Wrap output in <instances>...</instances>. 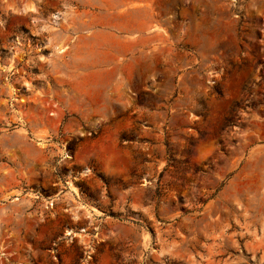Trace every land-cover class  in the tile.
<instances>
[{
  "label": "rangeland",
  "instance_id": "1",
  "mask_svg": "<svg viewBox=\"0 0 264 264\" xmlns=\"http://www.w3.org/2000/svg\"><path fill=\"white\" fill-rule=\"evenodd\" d=\"M0 264H264V0H0Z\"/></svg>",
  "mask_w": 264,
  "mask_h": 264
},
{
  "label": "bare ground",
  "instance_id": "2",
  "mask_svg": "<svg viewBox=\"0 0 264 264\" xmlns=\"http://www.w3.org/2000/svg\"><path fill=\"white\" fill-rule=\"evenodd\" d=\"M129 13H130V15L131 16H134V15H136V13H137V10H136V8H134V7H131V9H130V11H129ZM115 14V13H114ZM118 17H120L121 15L120 14H118L117 15ZM116 17V16H115ZM121 18V17H120ZM120 20V19H119ZM128 25V24H127ZM128 26H130V25H128ZM124 27V26H123ZM117 29H118V31H122L124 28H120V27H117ZM121 29V30H120ZM127 31V30H126ZM129 31L130 32H134L135 31V28L133 27V26H130V28H129ZM135 39V38H134ZM133 41H135V40H133ZM65 48V47H64ZM66 49V48H65ZM64 50H63V48H61V47H59V48H56V52H57V54H60V53H62Z\"/></svg>",
  "mask_w": 264,
  "mask_h": 264
}]
</instances>
